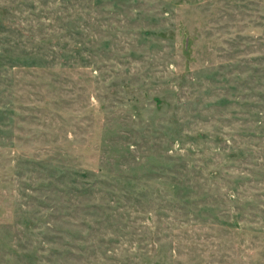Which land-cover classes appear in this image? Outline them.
<instances>
[{
  "label": "rangeland",
  "instance_id": "374dc122",
  "mask_svg": "<svg viewBox=\"0 0 264 264\" xmlns=\"http://www.w3.org/2000/svg\"><path fill=\"white\" fill-rule=\"evenodd\" d=\"M44 220L72 262L264 264V0H0V264H62Z\"/></svg>",
  "mask_w": 264,
  "mask_h": 264
},
{
  "label": "trees",
  "instance_id": "16d2710c",
  "mask_svg": "<svg viewBox=\"0 0 264 264\" xmlns=\"http://www.w3.org/2000/svg\"><path fill=\"white\" fill-rule=\"evenodd\" d=\"M75 180V179H74ZM84 183H79V188L80 190H88L90 189L89 184H87L85 181H83ZM79 191V190H78ZM92 219H99L98 217H93ZM110 219V217H105V220L108 221ZM57 221V220H56ZM81 221L83 223H85L87 220L85 218H81ZM42 228L41 230H39L40 233V237L41 239L48 243L45 245H49V254H56V256H62L64 258V260H62L61 258L58 260V262H61L62 264H89V262H87V259H84V251L86 249V244L87 242L85 241L88 238H85V235L88 233H85V231H83V228L79 225V223H74V225L80 227V229L82 230H78V232H70V230H68L67 228H63V227H56V223L52 222L50 223L48 220H44L42 222ZM87 227L89 226V224L86 225ZM64 236H68L70 237L71 241H79L77 242L79 244V246L76 248L72 245H70L67 240H62ZM20 239L21 237L16 233L14 234V243L17 246H21L20 244ZM56 242H60L62 245H64L67 248L64 249H59V250H55V249H51L52 245ZM27 244H30V242L26 241ZM42 250H46L45 247H41ZM75 249H78L79 254H75ZM104 250V249H103ZM103 250L101 253H103ZM110 249L107 248L104 252H109ZM100 252L93 255L94 258H96L97 260H99L100 257ZM80 255L82 256L81 260H78L76 262H72V261H68L67 257H74V258H80ZM113 255H117V254H113ZM117 257L113 258L116 259ZM48 261V260H47ZM99 264V263H98Z\"/></svg>",
  "mask_w": 264,
  "mask_h": 264
}]
</instances>
